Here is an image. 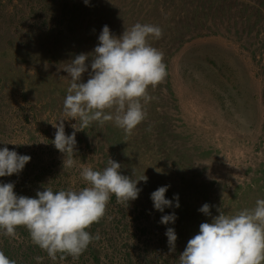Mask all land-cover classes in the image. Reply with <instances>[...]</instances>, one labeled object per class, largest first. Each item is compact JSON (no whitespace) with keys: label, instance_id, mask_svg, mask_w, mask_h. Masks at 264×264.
<instances>
[{"label":"rangeland","instance_id":"374dc122","mask_svg":"<svg viewBox=\"0 0 264 264\" xmlns=\"http://www.w3.org/2000/svg\"><path fill=\"white\" fill-rule=\"evenodd\" d=\"M136 23L162 30L149 43L163 52L167 71L149 88L146 118L127 138L113 122L77 132L74 165L63 170L51 141L52 124L66 118V63L92 52L103 26L120 36ZM76 122L64 121L66 134ZM4 147L31 157L19 175L0 177L18 196L35 197L44 186L79 190L83 167L102 171L109 157L122 175L147 177L128 206L110 197L105 216L87 229L100 239L76 259L52 261L26 228L15 237L0 230V251L16 264H38L37 256L39 264H178L200 224L211 222L199 211L205 203L212 216L222 206L234 215L264 199V0H0ZM161 186H170L166 199L179 195V208L155 210L151 193ZM173 212L175 223L162 224Z\"/></svg>","mask_w":264,"mask_h":264},{"label":"clouds","instance_id":"9594fccd","mask_svg":"<svg viewBox=\"0 0 264 264\" xmlns=\"http://www.w3.org/2000/svg\"><path fill=\"white\" fill-rule=\"evenodd\" d=\"M87 4L88 0H84ZM162 30L155 25L136 23L125 27L116 36L105 25L98 37L99 43L90 53L75 55L63 71L70 78V86L63 101V116L56 124L51 143L63 154V170L74 165L76 133L93 122L102 127L113 122L122 129L125 138L145 120L144 104L152 97L154 88L167 75L163 52L151 46L150 37L160 38ZM90 60V65H89ZM89 68L91 70H89ZM88 73V79L83 76ZM65 120L73 132H65ZM15 145V144H13ZM31 160L8 147L0 149V177L19 175ZM122 165L111 157L102 171L84 166L80 175L86 186L73 190L53 191L45 187L35 197L17 195L14 183H0V230L3 235L15 237L18 228H26L31 241L47 253L52 261L63 262L67 256L78 258L93 240H99L87 229L105 216L110 197L118 204L129 205L138 199L140 189L135 178L121 174ZM133 176L135 172L133 170ZM170 186H161L151 193L155 210L179 208V195L166 199ZM175 201V203H174ZM211 207L205 203L199 211L211 217L203 222L199 232L188 240L179 255L178 264H264V199H257L255 207L236 214L226 213L217 207L219 215L212 216ZM176 214L161 217L164 225L174 224ZM170 252H175L177 234L174 228L165 233ZM38 264L43 257H35ZM0 264H16L0 251Z\"/></svg>","mask_w":264,"mask_h":264}]
</instances>
